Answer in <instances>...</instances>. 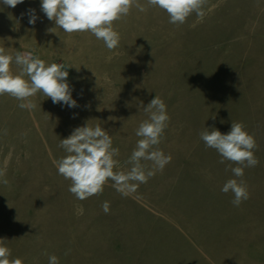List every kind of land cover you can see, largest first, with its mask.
<instances>
[{
    "label": "rangeland",
    "instance_id": "1",
    "mask_svg": "<svg viewBox=\"0 0 264 264\" xmlns=\"http://www.w3.org/2000/svg\"><path fill=\"white\" fill-rule=\"evenodd\" d=\"M202 11L172 24L164 10L134 0L113 22L120 41L109 50L90 32L55 28L40 0L0 4V47L13 58L31 51L46 65L63 64L77 101L70 108L38 92L29 98L36 107L22 109L26 101L0 95V239L10 259L264 264V0H205ZM10 69L19 74L21 66L13 60ZM155 95L170 117L156 148L170 162L127 196L109 180L101 194L77 199L58 173L57 161L67 155L61 139L87 122L99 124L119 149L114 171L127 172L136 131L148 119L143 106ZM232 122L255 138L259 161L244 169L250 198L239 206L221 191L237 165L221 163L200 138L205 128L226 134Z\"/></svg>",
    "mask_w": 264,
    "mask_h": 264
},
{
    "label": "clouds",
    "instance_id": "2",
    "mask_svg": "<svg viewBox=\"0 0 264 264\" xmlns=\"http://www.w3.org/2000/svg\"><path fill=\"white\" fill-rule=\"evenodd\" d=\"M23 2L24 0H0V4L11 8ZM204 3L205 0H148L149 5L164 10L172 24H183L192 13L202 17ZM133 4L134 0H40L41 11L48 20L54 21L55 28L68 34L90 32L102 40L109 50L116 49L120 41L113 22L126 16ZM137 7L144 10L139 5ZM28 15L29 24L34 25L38 19L35 9H29ZM13 60L16 65L21 66L19 74L14 75L10 69ZM25 75L29 79H24ZM68 75L63 64L46 65L43 59L34 56L31 51L17 52L13 58L6 53L5 48L0 47V95L8 94L17 100L26 101L19 104L22 109L36 107L29 98L38 92L51 98L53 104L77 107ZM143 108L148 119L142 121L136 131L140 139L127 161L131 165L127 172L114 171L118 166L114 157L119 155V149L112 146L111 135L99 124L93 127L87 122L85 126L74 128L67 138L61 139L60 147L67 155L57 161L58 173L71 181L68 190L77 199L84 200L101 194L109 180L117 191L127 196L136 190L138 184L146 183L155 170H162L170 162L171 157L156 148L170 119L166 104L155 95ZM200 138L206 147L218 152L221 163L229 161L237 165L231 168L236 178L227 180L221 191L225 194L231 192V203L239 206L250 198L247 185L242 179L244 169L255 167L259 163L254 154L255 138L245 130L241 122H232L231 129L226 134L215 127L210 131L205 128L200 133ZM143 161H150L151 169ZM5 174V170H0V178ZM3 183L7 184V179H3ZM109 207L107 201L102 204L106 214ZM4 241L5 239H0V264H23L20 258L10 259L11 250ZM49 264H59L58 257L49 256Z\"/></svg>",
    "mask_w": 264,
    "mask_h": 264
}]
</instances>
